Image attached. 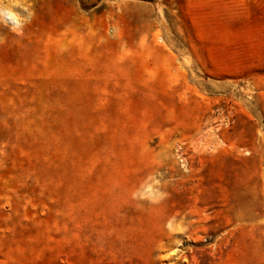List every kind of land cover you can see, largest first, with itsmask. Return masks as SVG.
<instances>
[{
    "label": "rangeland",
    "instance_id": "374dc122",
    "mask_svg": "<svg viewBox=\"0 0 264 264\" xmlns=\"http://www.w3.org/2000/svg\"><path fill=\"white\" fill-rule=\"evenodd\" d=\"M0 264H264V0H0Z\"/></svg>",
    "mask_w": 264,
    "mask_h": 264
}]
</instances>
